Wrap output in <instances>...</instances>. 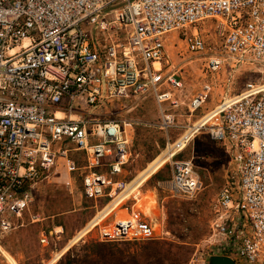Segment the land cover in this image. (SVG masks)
I'll return each mask as SVG.
<instances>
[{
  "label": "built area",
  "instance_id": "2783aa9c",
  "mask_svg": "<svg viewBox=\"0 0 264 264\" xmlns=\"http://www.w3.org/2000/svg\"><path fill=\"white\" fill-rule=\"evenodd\" d=\"M172 32L202 62L204 82L186 100L189 115L205 103L224 62L227 84L235 65L252 67L195 131L224 148L230 169L211 202L207 236L185 264H207L210 256L264 264V0H0V248L59 164L63 186L70 192L77 178L80 197L99 210L123 190L130 122L117 117L131 101H153L159 131L176 126L182 85L164 70ZM167 164L162 187L193 198L202 185L191 162L174 156ZM137 196L86 234L94 230L100 243L160 238L135 207ZM61 232L41 228L37 241L46 247Z\"/></svg>",
  "mask_w": 264,
  "mask_h": 264
},
{
  "label": "rangeland",
  "instance_id": "374dc122",
  "mask_svg": "<svg viewBox=\"0 0 264 264\" xmlns=\"http://www.w3.org/2000/svg\"><path fill=\"white\" fill-rule=\"evenodd\" d=\"M119 35L124 34L119 32ZM172 42H175L174 47ZM164 56L167 61L164 70L175 73L182 85L177 94L182 106L174 112L176 126L166 132L159 131L153 101L149 98L131 101L130 111L117 117L130 122L126 128L129 158L123 172L124 181L129 183L99 210L102 206L99 202L94 204L80 197L77 178L70 192L63 186L59 164L48 179L36 186L28 209L12 220L13 227L1 244L10 259L1 257L0 264H185L193 247L206 238L212 217L211 202L220 187L216 185L223 182L230 169V160L224 148L209 143L205 134H198L194 139L195 131L208 122L210 114L206 112L221 97L242 88L252 76V67L235 65L227 84L224 79L228 70L224 67H229L230 63L224 62L222 71L211 79L213 86L205 103L189 115L186 100L196 94L204 82L202 62L185 53L182 43L173 35L165 40ZM95 112L102 114L99 110ZM203 114L204 117L198 119ZM104 117L116 116L109 113ZM137 122L145 125L136 126ZM174 156L190 161L201 182L200 191L191 199L173 197L162 187L169 176L167 162ZM136 191L140 193L136 198L137 210L154 226L160 238L145 242L99 243L94 230L86 234ZM33 214L38 215L39 223L30 224L29 217ZM109 221L107 218L106 224ZM56 226L62 228L59 238L52 237L48 245L42 247L37 241L38 231L42 228L49 232Z\"/></svg>",
  "mask_w": 264,
  "mask_h": 264
},
{
  "label": "water",
  "instance_id": "95a60500",
  "mask_svg": "<svg viewBox=\"0 0 264 264\" xmlns=\"http://www.w3.org/2000/svg\"><path fill=\"white\" fill-rule=\"evenodd\" d=\"M207 264H235L232 260L223 256H210Z\"/></svg>",
  "mask_w": 264,
  "mask_h": 264
},
{
  "label": "bare ground",
  "instance_id": "6f19581e",
  "mask_svg": "<svg viewBox=\"0 0 264 264\" xmlns=\"http://www.w3.org/2000/svg\"><path fill=\"white\" fill-rule=\"evenodd\" d=\"M171 35H173V38L175 39V33H170V34H168L166 37H165V40L167 39V37L168 36H171ZM174 42H172V44H173ZM164 49H165V41H164ZM157 68V67H156ZM121 205V204H120ZM120 205L115 209V210H113L111 213H118V216L120 215V214H122L123 213V211H118L117 209L120 207ZM118 211V212H117ZM0 254H1V256L4 258V259H7V260H9L10 259V257H9V255L4 251V249L1 247L0 248Z\"/></svg>",
  "mask_w": 264,
  "mask_h": 264
},
{
  "label": "crops",
  "instance_id": "0c3cea01",
  "mask_svg": "<svg viewBox=\"0 0 264 264\" xmlns=\"http://www.w3.org/2000/svg\"><path fill=\"white\" fill-rule=\"evenodd\" d=\"M128 111H130V110H127L126 112H128ZM137 125L136 126H139V125H145V124H142V123H136ZM185 127V126H184ZM166 132V131H165ZM198 134H205L206 135V133L204 132V131H197L196 132V134H195V137H194V139L196 138V135H198ZM206 137H207V135H206ZM194 139H192V140H194ZM192 140H190V141H192ZM207 140L209 141V143H211V144H213V145H220V144H217V143H215V142H212V141H210L209 139H208V137H207ZM196 141V140H195ZM221 146V145H220ZM226 153V152H225ZM177 156V155H176ZM175 156V157H176ZM123 172H124V170H123ZM135 172H137V171H135ZM225 176V175H224ZM221 184L219 183V184H217L216 185V187H219ZM138 192V194L140 195V193H139V191H137ZM139 195L137 196V198H139ZM136 204H137V201H136ZM135 207H136V205H135ZM143 215V214H142ZM143 217L146 219V217L143 215ZM147 220V219H146ZM150 223V222H149Z\"/></svg>",
  "mask_w": 264,
  "mask_h": 264
},
{
  "label": "trees",
  "instance_id": "16d2710c",
  "mask_svg": "<svg viewBox=\"0 0 264 264\" xmlns=\"http://www.w3.org/2000/svg\"><path fill=\"white\" fill-rule=\"evenodd\" d=\"M100 243V242H99ZM98 258H100V257H98ZM93 262H95V261H93ZM96 263V262H95Z\"/></svg>",
  "mask_w": 264,
  "mask_h": 264
}]
</instances>
